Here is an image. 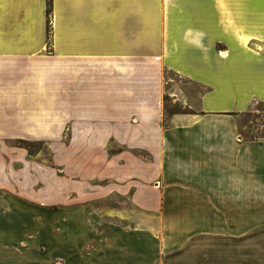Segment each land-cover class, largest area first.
<instances>
[{"label": "crops", "instance_id": "obj_1", "mask_svg": "<svg viewBox=\"0 0 264 264\" xmlns=\"http://www.w3.org/2000/svg\"><path fill=\"white\" fill-rule=\"evenodd\" d=\"M261 112L264 0H0V264H264Z\"/></svg>", "mask_w": 264, "mask_h": 264}, {"label": "rangeland", "instance_id": "obj_2", "mask_svg": "<svg viewBox=\"0 0 264 264\" xmlns=\"http://www.w3.org/2000/svg\"><path fill=\"white\" fill-rule=\"evenodd\" d=\"M165 106L167 108V110L172 111L175 107L172 106L171 102L169 100L165 101ZM262 113V112H261ZM259 113H254L252 116V122L250 124V128L246 131L247 135L249 136H261L264 134V113L262 114ZM42 147V145L40 143H34L32 145V149L33 151H38L40 148ZM48 157V154L46 153V159ZM98 183L95 182H90V183H79V182H75V181H70L68 182V187H69V191H72L73 193L75 192H81L84 194H90V193H95L99 191L98 188ZM129 201L126 199H123L122 197L119 196H113L111 195L110 197L107 198H102V200H100L98 203H96L99 207L100 213L104 210V209H109V207H114V206H120V207H127L130 211H131V205L129 206ZM223 203L225 204H229V201H224ZM56 207L57 204H56ZM82 210V209H81ZM107 215V211H105V213L103 214V216L107 219L108 217L105 216ZM53 221L55 219H58V213L57 214H52L51 215ZM223 220H226L227 223H234V215H229V216H225L223 217ZM228 225H225V227ZM229 226L231 228L228 229L227 232H223L225 234H227V236H223V249L225 247H234L235 246V240H234V235H235V230L232 229V227H234V224H229ZM58 231V229H57ZM224 255V254H223ZM231 256L234 258V251L232 252ZM57 261L53 264H57ZM230 264V263H228ZM231 264H234L231 263Z\"/></svg>", "mask_w": 264, "mask_h": 264}, {"label": "trees", "instance_id": "obj_3", "mask_svg": "<svg viewBox=\"0 0 264 264\" xmlns=\"http://www.w3.org/2000/svg\"><path fill=\"white\" fill-rule=\"evenodd\" d=\"M167 100H168V99H165V101H167ZM172 106L175 107L172 111L167 110V108H166V106H165V109H166V112H167V113H171V112H183V111H184V110L182 109V107L179 106V105H172ZM253 137H255V138L264 137V134L261 135V136H253ZM33 144H34V143H27V144L25 145L26 148L29 150L30 153H33V152H34L33 149L31 148Z\"/></svg>", "mask_w": 264, "mask_h": 264}]
</instances>
